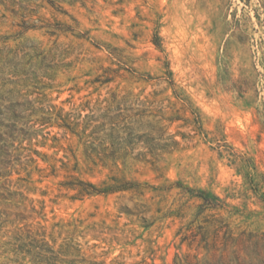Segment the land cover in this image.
Here are the masks:
<instances>
[{"label":"rangeland","instance_id":"374dc122","mask_svg":"<svg viewBox=\"0 0 264 264\" xmlns=\"http://www.w3.org/2000/svg\"><path fill=\"white\" fill-rule=\"evenodd\" d=\"M0 264H264V0H0Z\"/></svg>","mask_w":264,"mask_h":264},{"label":"trees","instance_id":"16d2710c","mask_svg":"<svg viewBox=\"0 0 264 264\" xmlns=\"http://www.w3.org/2000/svg\"><path fill=\"white\" fill-rule=\"evenodd\" d=\"M48 1L51 2L53 0H48ZM202 194H204V193H202ZM200 196H201V198H203L205 200L206 203H208V204H211L212 203L211 202L212 199H210V197L208 195H200Z\"/></svg>","mask_w":264,"mask_h":264}]
</instances>
